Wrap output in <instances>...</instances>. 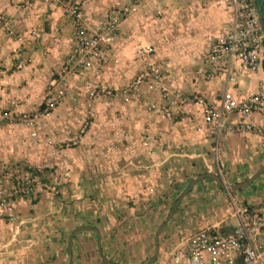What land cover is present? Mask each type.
<instances>
[{
  "label": "crops",
  "instance_id": "obj_1",
  "mask_svg": "<svg viewBox=\"0 0 264 264\" xmlns=\"http://www.w3.org/2000/svg\"><path fill=\"white\" fill-rule=\"evenodd\" d=\"M67 2L80 4L89 28L109 8L126 3L0 0V17L5 22L0 28V110L27 109L34 98L38 100L44 94L51 75L60 70L74 37L64 14ZM200 3L225 8L224 0H180L157 6L155 13L163 24L170 23L165 33L169 29L171 32L164 56L156 60L151 55L154 60L148 61H156L161 70L179 75L181 92L187 97L198 95L208 103H216L225 91L235 98L264 92L261 68L239 76L233 86L226 85L222 75L209 82L193 79L192 73L203 56L200 53L208 48V38L196 32L194 38L178 37L177 31H182L187 22L181 20V14ZM154 8L149 4L121 22L119 37L104 49V66L98 76L90 74L89 81L107 82V70L113 68L117 52L140 41L145 28L143 15ZM159 25H155L153 35L161 42ZM260 28L264 38V24ZM157 41L148 44L153 51ZM20 42L28 45L19 47ZM80 96H85L84 85L75 87L72 100ZM149 103H161L156 93L120 107L119 118L111 120L107 103L96 100L91 104V127L86 135L78 137L70 134L73 123L67 116L81 113L87 104L75 101L59 106L57 114L66 113L53 120L58 136L55 139L69 130L66 137L76 140L68 163L59 166L69 171L57 170L54 174L57 197L44 192L30 202L20 201L14 208L16 222L8 225L0 221V264H110L115 255L126 261L124 264H140L148 253L152 256L146 264H165L167 246L180 231L206 228L222 232L234 224L232 205L255 208L264 202V172L230 193L211 178L197 179L212 174L224 185L234 186L251 178L264 165V120L253 115L247 120L253 130L236 133L232 128L239 119L228 116L215 145L202 124L198 106H182L179 116L167 121L149 110ZM156 239L157 255L150 262Z\"/></svg>",
  "mask_w": 264,
  "mask_h": 264
},
{
  "label": "built area",
  "instance_id": "obj_2",
  "mask_svg": "<svg viewBox=\"0 0 264 264\" xmlns=\"http://www.w3.org/2000/svg\"><path fill=\"white\" fill-rule=\"evenodd\" d=\"M59 3L62 0H43ZM90 2L92 0H84ZM180 0H125L120 7L109 8L90 28L82 14L80 4L67 2L64 14L74 29V38L68 54L64 74L68 71L77 79H84L86 74L98 76L104 66V49L116 40L120 24L130 14L145 8L163 3L174 4ZM226 21L224 30L219 32L209 43L203 54L200 66L193 71L194 80L209 82L222 75L226 85L233 86L239 76L254 74L261 68L263 35L257 21L252 0H224ZM5 27L0 17V28ZM32 34V33H30ZM19 40V39H18ZM28 43L20 42L19 47ZM151 46L137 49L140 57L153 53ZM20 68V66H17ZM84 83L87 98V109L101 98L119 100L124 105L138 101L145 94L157 93L160 104L149 103L147 108L172 121L179 116V108L185 105H196L201 110L202 124L208 130L215 145L225 128L228 116L235 115L239 122L232 128L236 133H249L253 130L247 120L256 115L264 120V92L249 93L242 98H235L225 91L216 103H208L202 97H187L181 92V77L173 71L161 70L152 62L120 89L109 88L104 84H94L86 76ZM62 80H58L44 99L43 112L59 104L63 98ZM145 85V92L141 85ZM90 115V112H87ZM14 117L29 125L32 121L26 114H14ZM12 118V117H11ZM85 118L79 124V134L86 132L90 123ZM39 171H33L27 164H6L0 162V221L13 225L17 216L14 212L16 203L32 201L44 192L54 193L53 187L42 182ZM234 224L230 230L216 232L199 228L183 230L167 246V263L165 264H264V202L258 207L232 205Z\"/></svg>",
  "mask_w": 264,
  "mask_h": 264
},
{
  "label": "rangeland",
  "instance_id": "obj_3",
  "mask_svg": "<svg viewBox=\"0 0 264 264\" xmlns=\"http://www.w3.org/2000/svg\"><path fill=\"white\" fill-rule=\"evenodd\" d=\"M155 10H150V12L143 15L144 27L141 30L140 41H137L136 45H131L125 48H121L119 53L117 52L115 56V60H113V68L107 70V82L102 81L104 85L109 88L120 89L124 86L130 84L135 77L143 70L146 66V63L149 62L150 58L153 59V56H144L140 57L137 55V49L143 46H147L148 44H152L151 41H157L156 37L153 35L155 25L160 24L158 30L161 33V42H156L155 51L152 55H155L154 58H159L160 56H164V51H166V39L169 33H165V29L168 28L163 24L162 18L159 14L155 13ZM183 18L182 21L187 20L185 23V27L182 31H177V36L181 37H195V32L201 35L202 38L207 39L208 43L213 40V35L216 32H222L225 26V20L227 17L226 10L223 6H213L212 4L200 3L195 6L191 11L187 13H182ZM178 28H181L178 26ZM137 34V31L133 29ZM74 33V32H73ZM120 34V30H119ZM190 35V36H189ZM119 35L117 36V38ZM74 38V37H73ZM116 38V39H117ZM148 45V46H150ZM109 45H107V48ZM165 47V48H164ZM154 48V47H153ZM207 48V47H206ZM201 51V56L205 53V50ZM165 49V50H164ZM71 50V45L66 50V55H64V61L61 65V68L58 72L53 73L51 75V80L45 87L44 94L37 100L31 102L30 107L27 109H21L19 111H14L15 109L4 108L0 110V162H4L6 164H27L33 171H39L40 176L43 178L42 182L47 187H53L54 193L53 197H57L58 193H56L55 184L53 181L54 174L56 171L68 172V167L63 169H59V166H65L68 163V159L70 158L68 153L72 150L75 145V141L73 138L69 139L68 131L60 132L64 134L61 139L57 140V127L53 124V120L55 118L63 117L66 111H63L62 114H57V109L64 102H77L81 101L83 104H87V98L85 96H80L76 99L72 100V94L75 87L84 85L86 81V76L88 77L90 74H86L84 79H77L72 75V72L68 71L64 74L63 69L65 67V63L68 57V54ZM151 60V59H150ZM154 66H157L156 61H151ZM112 73V75L110 74ZM62 90H63V98L61 102L54 106L53 109L43 112L44 109V99L49 91H51L52 87L58 82V80H62ZM141 90L145 92V85H141ZM157 94V93H156ZM185 95V93H183ZM158 96V94H157ZM186 96V95H185ZM160 95L158 96V98ZM98 101L100 103H107V117L111 120L113 118H119V115L122 113V109L120 107L124 106V104L119 100H109L101 98ZM87 112H90V115H87ZM24 113L30 119H32L29 125L20 122L17 117H14V114ZM74 116L71 117L72 125L69 128L73 130L70 131V134H74V136H84L88 133L91 122L93 121V115L91 109H87L86 107L81 109V113H74ZM12 117V118H11ZM90 126L88 130L82 134H79V124L85 118ZM108 120V121H111ZM113 123V121H112ZM109 128L115 126H108ZM67 133V135H66ZM115 133L117 131L115 130ZM119 134V133H118ZM62 151H66L67 153H62ZM6 156V159L3 156ZM11 160V161H9ZM64 172V173H66ZM50 193V192H47ZM152 253H148L145 256V259L140 264L148 263L151 258ZM115 261L110 264H124L123 260H120L118 256L115 255Z\"/></svg>",
  "mask_w": 264,
  "mask_h": 264
},
{
  "label": "water",
  "instance_id": "obj_4",
  "mask_svg": "<svg viewBox=\"0 0 264 264\" xmlns=\"http://www.w3.org/2000/svg\"><path fill=\"white\" fill-rule=\"evenodd\" d=\"M264 172V165L261 166L254 174L251 178L247 179L246 181L240 183V184H237V185H234V186H226L223 184V182L215 175H212V174H206V175H201L199 176L197 179H200L202 177H208V178H211L212 180H214L218 186L224 190L226 193H230V192H234V191H237L239 189H242L244 188L245 186H247L250 182H252L254 179H256L260 174H262ZM193 183V182H192ZM226 230H230V228H226L224 229L223 231H226ZM159 234V231L157 232V235L156 237L158 236ZM157 251H158V248H157V239L155 240V250H154V256L153 258L150 260V262L153 261L154 257L157 255ZM107 264H109L107 262Z\"/></svg>",
  "mask_w": 264,
  "mask_h": 264
},
{
  "label": "flooded vegetation",
  "instance_id": "obj_5",
  "mask_svg": "<svg viewBox=\"0 0 264 264\" xmlns=\"http://www.w3.org/2000/svg\"><path fill=\"white\" fill-rule=\"evenodd\" d=\"M259 26L264 24V0H252Z\"/></svg>",
  "mask_w": 264,
  "mask_h": 264
},
{
  "label": "trees",
  "instance_id": "obj_6",
  "mask_svg": "<svg viewBox=\"0 0 264 264\" xmlns=\"http://www.w3.org/2000/svg\"><path fill=\"white\" fill-rule=\"evenodd\" d=\"M262 55H263V58H262V62H261V69H262V72H263V75H264V38L262 40Z\"/></svg>",
  "mask_w": 264,
  "mask_h": 264
}]
</instances>
